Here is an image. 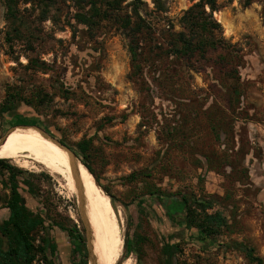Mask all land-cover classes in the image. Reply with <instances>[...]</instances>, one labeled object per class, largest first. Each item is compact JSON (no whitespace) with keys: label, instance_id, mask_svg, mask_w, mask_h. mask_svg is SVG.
I'll return each instance as SVG.
<instances>
[{"label":"rangeland","instance_id":"374dc122","mask_svg":"<svg viewBox=\"0 0 264 264\" xmlns=\"http://www.w3.org/2000/svg\"><path fill=\"white\" fill-rule=\"evenodd\" d=\"M131 1L121 14L131 13ZM142 1L145 16L155 3ZM156 1L179 31L178 19L198 0ZM246 1L216 0L213 17L225 46L210 50L197 70L166 58L163 45L146 59L143 74L129 78L128 42L117 22L87 28L75 21L86 8L67 1L38 26L42 38L27 51L22 39L5 41L9 24L0 0V138L36 119L67 147L82 144L120 222L115 264L128 258L165 264L167 242L177 246L178 264H257L246 248L264 264V0ZM38 12L25 15L34 19ZM151 20L162 42V25L155 15ZM26 55L37 60L32 68H25ZM4 160L21 171L16 179L26 207L44 219L47 229L34 235V244L47 235L53 264H72L84 252L89 264L79 202L65 181L40 165L23 169ZM7 181L0 170V223L8 216ZM157 195L185 198L197 222L206 214L219 228L207 236L184 218H169Z\"/></svg>","mask_w":264,"mask_h":264},{"label":"trees","instance_id":"16d2710c","mask_svg":"<svg viewBox=\"0 0 264 264\" xmlns=\"http://www.w3.org/2000/svg\"><path fill=\"white\" fill-rule=\"evenodd\" d=\"M21 1L22 6L18 5L17 0H5V21L9 24V30L5 33L4 38L7 43L22 39L27 51H32L34 41L42 38L39 35L38 26L47 20H53L55 15H57V5L69 1L78 5L81 10L86 8L82 13L76 15L75 21L87 28L96 26L103 20H112L119 24L128 42L131 67L128 73L129 78L133 77V75L143 74L146 59L153 57L156 50H162L163 45L165 46L164 55L166 58L175 56L181 61L182 65L193 70H197V65H202L201 59H205L210 50L223 49L225 46L221 26L213 17V13L219 10L216 0H198L183 11L177 22L180 27L179 31H175L172 22L166 16L161 15L167 9L160 8L156 0H153L155 8L149 10V17H147V12H145V16L141 14L142 6H145V2L142 0H132L126 4L131 6L130 14L120 13L125 0ZM246 3H249V0ZM36 10L39 12L34 19H30V17L25 15L34 13ZM52 11L55 13L51 15L50 12ZM154 15L156 21L162 25L160 30L162 42L157 37L154 25L157 23L151 20ZM19 56L20 54L18 53L13 59L17 62L19 61ZM26 58L25 68H32L37 60L27 55ZM154 70L159 71L156 67H154ZM46 96V94H43V97ZM39 122V120L35 119L34 123L29 125L38 126L43 130L47 129L44 124H39ZM61 143L64 144L63 142ZM70 149L93 175V170L86 159L87 156L84 154L82 144H77L76 149L72 147ZM0 170L8 173V181L5 184L9 191L8 195L2 198L5 207L8 209V216L0 223V264H33L36 260L41 261L43 264H53L55 245L52 239L45 235L41 238L40 244H34V235L39 230L47 228L44 227V219L26 207L25 201L19 192V184L16 178L21 171L13 168L4 159H0ZM96 183L99 184L97 180ZM24 184L28 186V192L30 193V186L26 183ZM178 198L183 205V212L178 215V218H184L188 227L195 226L207 236L215 233L219 228L218 220L205 214L197 222L195 220L197 216L195 217L194 212L189 209L188 201L183 197ZM200 204L205 209L209 202L204 201L200 202ZM171 215L172 213L169 212V216ZM53 225L65 230L70 238L75 237L73 230L70 228L57 223ZM77 240L79 242L84 241L83 237L79 235ZM176 253L177 246L175 244L167 242L162 246L165 264H174V259L175 264H178ZM246 255L249 260L255 261L257 264L262 263L259 257L252 254L251 248H246ZM74 257L72 264H87L86 252L79 258L76 255Z\"/></svg>","mask_w":264,"mask_h":264},{"label":"bare ground","instance_id":"6f19581e","mask_svg":"<svg viewBox=\"0 0 264 264\" xmlns=\"http://www.w3.org/2000/svg\"><path fill=\"white\" fill-rule=\"evenodd\" d=\"M5 158L23 169L40 165L59 175L87 215L95 264H115L122 247L120 222L109 197L81 162L73 163L65 150L34 128H16L7 135L0 146V159Z\"/></svg>","mask_w":264,"mask_h":264},{"label":"water","instance_id":"95a60500","mask_svg":"<svg viewBox=\"0 0 264 264\" xmlns=\"http://www.w3.org/2000/svg\"><path fill=\"white\" fill-rule=\"evenodd\" d=\"M16 128H34L35 130L39 131L42 135L46 136L47 138L51 139L55 144H57L60 148H62L63 150H65L69 156V158L71 159V161L74 163L76 162H81L77 156L75 155V153L66 145L62 144L60 141H58L57 139H55V137H51L49 135L48 132H46L45 130L41 129L38 126L35 125H16V126H12L10 127L3 136H1L0 138V146L4 143L7 135L14 129ZM82 163V162H81ZM83 164V163H82ZM84 165V164H83ZM88 170V169H87ZM98 186V185H97ZM79 207H80V213H81V220L82 223L84 225L85 231H86V239H87V251H88V263L89 264H95V256L93 253V248L91 245L92 242V229L91 226L89 224V220L87 218V215L85 214V211L82 207V205H80L79 203ZM174 264H175V259H174Z\"/></svg>","mask_w":264,"mask_h":264},{"label":"flooded vegetation","instance_id":"af4514ba","mask_svg":"<svg viewBox=\"0 0 264 264\" xmlns=\"http://www.w3.org/2000/svg\"><path fill=\"white\" fill-rule=\"evenodd\" d=\"M158 202L162 207L165 215L169 216V212L172 213L170 217H178L183 212L182 201L177 196H157Z\"/></svg>","mask_w":264,"mask_h":264}]
</instances>
